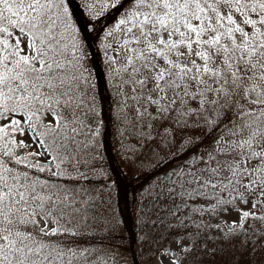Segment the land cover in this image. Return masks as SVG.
Masks as SVG:
<instances>
[{
	"label": "snow or ice",
	"instance_id": "snow-or-ice-1",
	"mask_svg": "<svg viewBox=\"0 0 264 264\" xmlns=\"http://www.w3.org/2000/svg\"><path fill=\"white\" fill-rule=\"evenodd\" d=\"M93 32L122 131L182 134L138 209L174 233L160 264H203L227 241L261 253L264 0H0V264H117L77 243L99 195L85 177L103 175Z\"/></svg>",
	"mask_w": 264,
	"mask_h": 264
},
{
	"label": "rangeland",
	"instance_id": "rangeland-1",
	"mask_svg": "<svg viewBox=\"0 0 264 264\" xmlns=\"http://www.w3.org/2000/svg\"><path fill=\"white\" fill-rule=\"evenodd\" d=\"M73 1L76 4L80 2V0ZM102 31L103 30L99 29V32ZM99 40L100 37L97 34L96 45L99 43ZM97 49L100 54L103 68L102 71L99 70V72L101 76H104L106 86L110 93V111L107 116L109 129L107 130L106 135L100 131V134L96 138L99 156L100 154L102 156L98 157L97 161L92 165L93 168L101 170L103 175H92L85 177V187L89 188L93 193H98L99 195L98 198L93 202L95 207L90 209V211L94 213L95 219L93 220L92 216L90 215L89 223L83 227L87 232L95 231L103 232L105 234L109 232L114 234H123L125 233L124 230L126 229L122 224L123 216L117 211V207L114 203V197L116 195V182L113 175L109 174L105 170L104 165L107 164L105 155V137L107 138L108 149L113 153V156L116 158L119 167L127 175L133 176L146 171L156 163H160L176 155V150L180 147L182 134L180 130H176L173 133L175 136V142L173 143L170 141L167 144H162L160 134H157L153 139L147 140L135 135V133L131 130L122 131L120 120L115 113L116 100L113 97V90L109 87L110 80L105 75L106 67L103 50L99 47H97ZM97 93L99 92L96 89V95ZM97 103L99 115L96 117V122L102 123L99 98H97ZM176 160V163H178L181 159ZM109 182L112 184L111 189L108 187ZM77 183H79V180ZM236 215L237 213H229L228 216L230 218H234ZM105 220L109 221V223L106 224ZM135 234L138 236V239H134L135 235H132L129 237L128 244L121 246L122 249L110 244L93 245L100 249V252H97L96 255H100L105 250H110L119 253L117 257V264H160V248L156 252L154 250L148 249L147 244L142 241V238H140L141 235L139 234V230H136ZM169 244H171L172 247H176V241L174 239L166 241L161 247ZM89 259H91V257H89ZM165 264H168L167 260H165Z\"/></svg>",
	"mask_w": 264,
	"mask_h": 264
},
{
	"label": "trees",
	"instance_id": "trees-1",
	"mask_svg": "<svg viewBox=\"0 0 264 264\" xmlns=\"http://www.w3.org/2000/svg\"><path fill=\"white\" fill-rule=\"evenodd\" d=\"M76 5L77 4L73 1L74 8L76 7ZM77 13L80 16L81 23L88 19L86 16L79 13V9H77ZM114 19L115 14L113 12L105 14L96 24V29L103 30V27L106 26V23H111ZM96 40L97 33L93 32L92 36H90V41L92 42V50L95 55L92 57L91 63L96 73V89L99 92L97 93V98H99V104L101 106L100 112L102 114L101 132L105 133L106 135V132L109 129L107 116L110 111L109 103H111V101L105 78L103 75L101 76L99 72V70L102 71L103 68L100 54L97 49ZM105 139V155L107 159V164H104L105 170L109 174L113 175L116 182V195L114 197V203L117 207V211L123 216L124 220L122 219V224L126 228L124 230L125 233L114 234L112 232H109L105 234L103 232L84 231L81 234L80 238L77 240V243L83 246L110 244L122 249L121 246L127 245L129 237H131L132 235H135L134 239H138V236L135 234V232L136 230H139V234L141 235L140 238H142V241L147 244V248L156 252L159 248H161L162 244H164L168 240L173 239L174 233L172 231H169L167 236H165L166 225L160 223V220H162L163 217H160L157 220L156 224H152L150 222L151 215H155V212L150 215L149 222H138L141 215V213L138 212V209L141 206L142 189L146 185H149L153 178L156 177L159 173L164 172L166 168L173 166V164L177 161L176 159H182L183 157L178 155L176 152V155L160 163H156L146 171L133 176H129L119 167V164L117 163L116 158L113 156V153L108 149L107 138L105 137ZM185 154L187 155V153ZM100 156L102 155L100 154ZM149 201L150 197H146L144 199V208H147ZM235 218H237V215L233 219ZM145 236H147V239L143 238ZM161 237L164 238L161 239ZM214 243L215 242L209 241L208 248L211 249ZM221 243L223 244V251H217L214 256L205 255L203 264H260V260L264 259V250H262L261 253H258L256 256H251L248 254L251 252V246L248 249V253H245L238 241H227ZM197 264H200V262L198 261Z\"/></svg>",
	"mask_w": 264,
	"mask_h": 264
}]
</instances>
